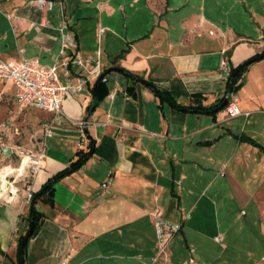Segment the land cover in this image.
<instances>
[{
  "label": "crops",
  "instance_id": "crops-1",
  "mask_svg": "<svg viewBox=\"0 0 264 264\" xmlns=\"http://www.w3.org/2000/svg\"><path fill=\"white\" fill-rule=\"evenodd\" d=\"M63 20L76 43L67 55L83 61L70 67L82 90L67 93L60 114L47 113L51 135L42 140L45 162L32 191L76 151L88 150L89 138L93 153L55 182L51 204L36 201L44 217L27 242L24 264L264 261V58L249 64L234 92L238 116L183 111L117 73L86 116L93 83L116 65L178 104H213L227 91L221 61L230 71L264 48V0H54L51 10L30 0H0V55L51 65ZM59 73L64 81L61 65ZM5 85L14 97L2 80L0 96ZM14 154L13 146L0 144V186L11 188L10 178L17 189L12 199L0 198V264L14 262L16 239L27 227L26 170L12 168ZM155 213L180 224L159 258Z\"/></svg>",
  "mask_w": 264,
  "mask_h": 264
},
{
  "label": "built area",
  "instance_id": "built-area-1",
  "mask_svg": "<svg viewBox=\"0 0 264 264\" xmlns=\"http://www.w3.org/2000/svg\"><path fill=\"white\" fill-rule=\"evenodd\" d=\"M40 10H51L54 0H30ZM67 23L63 20L61 26L60 48L58 54L53 58V63L49 66H43L37 58L31 60L27 57H18L15 59H4L0 55V80L10 82L14 88V99L21 107H31L46 111L52 114L61 113V103L67 93L71 90L81 92V83H75L71 79L70 67L73 65L83 66V61L78 54L72 57L67 55L71 47H76L75 38L71 31L64 30ZM103 30L99 31V34ZM62 67V75L65 80H60L59 67ZM221 70L229 72L226 59L220 63ZM223 111L230 117L238 116L242 112L238 108L237 98L234 93H230ZM245 116L249 112L243 113ZM51 135V124L45 123L43 127L44 139ZM19 155L26 156V176L24 178L22 198L24 204H30L32 198V180L40 169L44 167L45 145L37 150L14 149ZM110 182V175L107 180L101 184L105 187ZM154 228L158 240V254L156 258L167 255L168 246L175 235L180 230V224L162 218L159 214H154ZM156 258L153 260L155 261ZM59 264H66L61 261Z\"/></svg>",
  "mask_w": 264,
  "mask_h": 264
},
{
  "label": "trees",
  "instance_id": "trees-1",
  "mask_svg": "<svg viewBox=\"0 0 264 264\" xmlns=\"http://www.w3.org/2000/svg\"><path fill=\"white\" fill-rule=\"evenodd\" d=\"M127 48H124L115 55L114 57V62L117 61L120 56L122 57L123 54L126 52ZM250 58H256L255 61L260 60L264 58V48L259 52L256 53L255 55L251 56ZM245 61V60H244ZM243 61V62H244ZM242 64L239 63L236 66L230 68L229 75L227 77V91L226 94L234 93L236 92L240 86L242 85V75L246 71L249 65L243 66L239 72L232 78V74L235 72V70ZM117 67L118 71L114 72L109 69L103 70L99 76L96 78L95 82L92 85L91 91H92V100L89 104V106L86 108V116L90 114L103 100V98L108 94V87L107 83L111 79H113L112 74L117 73L121 78L125 79L127 82L134 84L137 82H140L147 86L149 89H151L159 98L165 100L168 102L171 106L176 107L178 109H181L183 111H195V112H201V113H207L214 115L216 112L222 110L224 106H220L222 101L225 99L226 94L215 101L213 104L209 106H202L200 103H198L195 106L191 105H181L178 104L174 98H172L168 93L159 90L153 83L152 81H149L148 79L143 78L141 75L134 74L124 68H121L120 66H113ZM231 81V83H230ZM131 87H126L127 93L130 92ZM229 97V96H228ZM227 97V100H228ZM252 143H255L251 138H246ZM89 144H88V150L83 151V150H78L76 151V158L72 160L68 166L65 168L59 170L56 172L54 175L49 177L44 183L41 184L40 188L37 191L32 192V198L30 201V204L28 206V212L27 215H25V220L27 221V227L24 233H20L16 239V252H15V260L11 264H24L25 263V258H26V245L29 240V238L36 232L38 225L42 221L44 214L40 211H38L35 208V203L37 200H41L45 203H52V198L50 195L52 194L53 191V186L56 184L55 182L58 181L61 177L65 176L68 173H71V171H74L78 169L85 161L92 155L93 153V145H92V140L89 138ZM32 226V232L31 235L26 239L25 234L28 230V228ZM0 253L4 254L2 251ZM5 255V254H4Z\"/></svg>",
  "mask_w": 264,
  "mask_h": 264
},
{
  "label": "rangeland",
  "instance_id": "rangeland-1",
  "mask_svg": "<svg viewBox=\"0 0 264 264\" xmlns=\"http://www.w3.org/2000/svg\"><path fill=\"white\" fill-rule=\"evenodd\" d=\"M115 1V0H114ZM121 1V0H118ZM115 4V2L112 1ZM6 94L0 96V144L13 146L14 149L19 151L22 149L37 150L42 145L43 127L47 118L46 111L39 110L31 107H21L14 99L10 87L5 85ZM20 154L16 152L11 157V166L19 168L22 164ZM20 171H15L18 173ZM9 176V175H8ZM12 179L7 178L8 187L0 186V189H5V197L10 198L15 196L17 189L11 182ZM3 180L0 181L2 185ZM4 184V183H3ZM259 264L264 261L260 257H256ZM246 264H252V257L244 256Z\"/></svg>",
  "mask_w": 264,
  "mask_h": 264
},
{
  "label": "water",
  "instance_id": "water-1",
  "mask_svg": "<svg viewBox=\"0 0 264 264\" xmlns=\"http://www.w3.org/2000/svg\"><path fill=\"white\" fill-rule=\"evenodd\" d=\"M256 60V58H249L247 60H245L244 62H242V64L235 70V72L232 74V78L237 74V72H239V70L243 67V66H247L249 64H251L252 62H254ZM112 71L116 72L118 71V68L117 67H112L111 68ZM231 83V81H230ZM229 96V94H226V97L225 99L222 101V103L220 104V106H224L226 101H227V97ZM3 152L6 154V153H9L10 152V149L9 148H5L3 149ZM32 226H30L25 234V238L27 239L30 235H31V232H32Z\"/></svg>",
  "mask_w": 264,
  "mask_h": 264
},
{
  "label": "bare ground",
  "instance_id": "bare-ground-1",
  "mask_svg": "<svg viewBox=\"0 0 264 264\" xmlns=\"http://www.w3.org/2000/svg\"><path fill=\"white\" fill-rule=\"evenodd\" d=\"M27 157L26 156H22L21 157V161H22V164H21V168H19L20 170H21V172H24V170H25V168H27L26 167V163H27ZM20 161V162H21ZM5 189L4 188H2V189H0V198H5ZM9 199H12V197H10Z\"/></svg>",
  "mask_w": 264,
  "mask_h": 264
}]
</instances>
